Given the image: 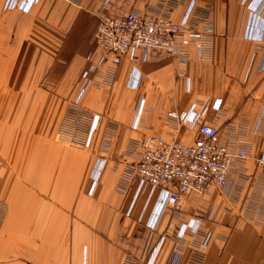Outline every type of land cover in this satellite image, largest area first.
<instances>
[{
    "label": "crops",
    "instance_id": "1",
    "mask_svg": "<svg viewBox=\"0 0 264 264\" xmlns=\"http://www.w3.org/2000/svg\"><path fill=\"white\" fill-rule=\"evenodd\" d=\"M166 1L40 0L23 12L0 0V199L11 204L0 264H264V0H179L178 23L209 9V57L189 48L186 58L125 56L113 68L95 40L100 15L146 14ZM77 100L99 117L88 149L59 137ZM193 104L249 157L227 188L185 196L153 230L160 191L136 198L137 185L123 182L131 143L193 144L197 130L168 117ZM197 219L201 233L179 241L181 225Z\"/></svg>",
    "mask_w": 264,
    "mask_h": 264
},
{
    "label": "built area",
    "instance_id": "2",
    "mask_svg": "<svg viewBox=\"0 0 264 264\" xmlns=\"http://www.w3.org/2000/svg\"><path fill=\"white\" fill-rule=\"evenodd\" d=\"M40 0H3L7 11H31ZM179 0H168L156 10L146 14L131 12L126 16L100 15L95 40L104 53L117 67L123 57L141 56L142 60L156 57L186 58L189 48H196L201 58H208L210 38L209 9H195L187 23L173 20L172 10ZM138 81V80H137ZM91 83L85 74L84 87ZM84 91V90H82ZM73 127L84 132V136H72L71 143L81 148L93 144L99 125L98 116H89L79 100L73 102ZM220 103L214 106L219 110ZM205 111L193 104L188 110L171 111L169 119L177 126H188L197 130L193 144H187L174 136L166 138L160 135H146L142 140L131 143L134 162L127 168L126 184L137 185L136 198L146 188L152 192L159 190L156 208L148 226L155 230L161 218L169 210H182L183 199L191 194H205L213 187L227 188L230 185V173L239 163L249 157L247 148L238 143L225 140L216 126L201 122ZM138 118L135 129L139 127ZM89 124V127L86 125ZM264 164V154L260 161ZM96 185L93 184L91 191ZM126 189V186L124 187ZM135 198V199H136ZM203 229L200 219L183 223L177 238L183 240L187 235H198ZM211 234H205L203 248L209 244ZM198 262V260H196Z\"/></svg>",
    "mask_w": 264,
    "mask_h": 264
},
{
    "label": "rangeland",
    "instance_id": "3",
    "mask_svg": "<svg viewBox=\"0 0 264 264\" xmlns=\"http://www.w3.org/2000/svg\"><path fill=\"white\" fill-rule=\"evenodd\" d=\"M72 105L70 106L69 108V112L71 109ZM68 111L66 112V115H65V118H64V121H63V129L61 128V132L59 133V137H61V139H63L66 143L70 142L71 143V134L70 132L73 133V130H72V127L74 126L73 125V122L72 120L69 119L68 117ZM70 131V132H69ZM74 134V137L77 136V137H82L84 136V132L81 131V130H77ZM96 140V138L94 139ZM93 140V141H94ZM95 141L93 142L92 146L94 145ZM76 146V145H75ZM91 146V147H92ZM82 149H88L87 148H84V147H81ZM90 148V147H89ZM95 184V182L93 183ZM92 189V188H91ZM92 192V191H91ZM10 205L8 201H6L5 199H0V232L10 214Z\"/></svg>",
    "mask_w": 264,
    "mask_h": 264
}]
</instances>
